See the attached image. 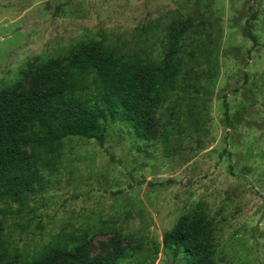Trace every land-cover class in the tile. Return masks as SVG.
I'll list each match as a JSON object with an SVG mask.
<instances>
[{"label":"rangeland","instance_id":"374dc122","mask_svg":"<svg viewBox=\"0 0 264 264\" xmlns=\"http://www.w3.org/2000/svg\"><path fill=\"white\" fill-rule=\"evenodd\" d=\"M176 47L172 94L145 103L150 139L110 119L103 147L65 137L44 187L3 209L4 238L27 264L72 262L71 247L87 262L140 264L200 216L216 264H264V0H0L4 95L54 90L36 83L42 59L63 67L93 50L158 61ZM153 264L182 260L160 246Z\"/></svg>","mask_w":264,"mask_h":264},{"label":"trees","instance_id":"16d2710c","mask_svg":"<svg viewBox=\"0 0 264 264\" xmlns=\"http://www.w3.org/2000/svg\"><path fill=\"white\" fill-rule=\"evenodd\" d=\"M247 35L254 44L257 42L250 21ZM181 61L178 47L172 50V58L158 61L139 55L99 57L93 50L79 51L63 67L54 66L51 59L38 63L36 83L53 84L54 90L32 96L20 91L9 95L0 92V264H27L10 251L1 227L2 211L7 205L26 203L44 187L47 172L50 174L56 163L52 152L58 143L77 136L94 139L103 147L108 119L122 120L138 138L150 139L145 103L159 105L172 94ZM224 106L227 111L225 102ZM162 127L160 136L165 141L168 131L165 124ZM22 141L28 145L29 154L19 151ZM204 220L205 216H200L186 227L178 223L163 234L161 248L173 259H181L182 264H216L214 247L202 239ZM160 246L149 248L140 264L147 260L153 264ZM70 252L74 261L64 264H123L126 258L121 254L87 262L79 247H71Z\"/></svg>","mask_w":264,"mask_h":264}]
</instances>
